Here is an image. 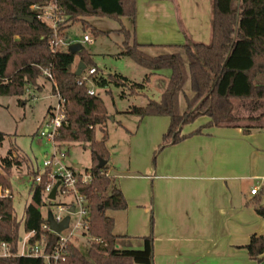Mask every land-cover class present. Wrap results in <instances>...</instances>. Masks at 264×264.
I'll return each instance as SVG.
<instances>
[{"label": "trees", "instance_id": "obj_1", "mask_svg": "<svg viewBox=\"0 0 264 264\" xmlns=\"http://www.w3.org/2000/svg\"><path fill=\"white\" fill-rule=\"evenodd\" d=\"M54 1L64 18L59 31L68 43L72 41L68 40L65 30L73 22L84 21L88 17L128 18L132 22L131 28L123 25L120 29L124 40L119 44L120 51L116 55L130 57L148 72L142 82H134L119 73L93 76L96 86H129L128 94L135 95L148 88L153 74L170 70L159 100L149 99L144 106H133L126 111L140 119L149 115L170 118L169 127L154 153L155 165L159 151L201 133L205 128L256 119L253 116L237 117L233 110L235 100L264 101V0H212L211 40L206 43L187 37L184 44L177 46L184 50L188 64L180 52L151 55L137 42V0H0V95L21 97L29 88L38 90V79L44 77V70H51L57 89L67 100V120L56 140L60 147L65 142L80 141L88 144L92 152L93 165L87 172L93 179L80 185L90 205L89 229L85 232V236H90L89 246L84 253L74 241L69 242L66 257L58 264H155L153 233L143 238L141 249L116 247L119 236L114 233V219L106 211L126 209L127 202L114 178L107 175L109 165L97 167V156L109 160L105 129L109 114L99 93L90 95L86 84H78L80 76L76 75L77 68L74 69L77 55L86 63L87 69L94 66L87 50L83 48L76 54L68 49L57 53L51 51L53 29L38 18V11L32 6H47ZM22 17H34V21H25ZM89 27L95 35L104 33L90 24L83 26ZM187 81H190L192 94H185L186 109L181 112L180 95ZM52 92H56L54 86ZM121 96H127V93L122 92ZM23 101L20 100L21 103ZM200 116H207L209 121L184 134L183 128ZM98 127L103 131L101 139L96 136ZM250 130V126H244V131ZM5 136L0 130V143ZM20 164L12 151L0 158V186L11 189V170ZM38 173L39 170L33 171L32 175ZM46 184L45 177L41 183L33 184L32 203L26 206L23 230L26 234L37 232L30 239L32 243L45 237V252H52L59 245L60 237L41 228L47 218L40 207L56 204L51 200L45 202L43 191ZM256 211L264 218V206H258ZM14 212L13 199L0 197V241L7 242L11 251L18 253L21 223L16 220ZM95 237L102 242L93 240ZM245 248L252 260L264 264V234H253ZM0 264L46 263L37 257L10 256L0 257Z\"/></svg>", "mask_w": 264, "mask_h": 264}, {"label": "crops", "instance_id": "obj_2", "mask_svg": "<svg viewBox=\"0 0 264 264\" xmlns=\"http://www.w3.org/2000/svg\"><path fill=\"white\" fill-rule=\"evenodd\" d=\"M211 17L212 0H137L135 37L144 50L173 49L186 42L183 23L191 40L208 43ZM100 75L98 68L94 76ZM161 75L156 72L151 81ZM169 75H163L166 84ZM104 89L111 92L110 86ZM246 111L234 108L233 114L256 119L205 128L159 151L155 165L151 157L170 118L149 115L130 128L121 124L126 135L120 154L126 159L119 161L115 154L107 162L127 202L126 209L109 215L119 236L117 248L141 249L143 238L153 233L155 264H260L245 246L253 234H264V218L256 211L264 206V108ZM208 121L185 126L183 133ZM255 186L259 191L252 194Z\"/></svg>", "mask_w": 264, "mask_h": 264}, {"label": "rangeland", "instance_id": "obj_3", "mask_svg": "<svg viewBox=\"0 0 264 264\" xmlns=\"http://www.w3.org/2000/svg\"><path fill=\"white\" fill-rule=\"evenodd\" d=\"M85 21V22H84ZM73 22L67 29L69 38L81 42L84 35H89L90 42H83L84 48L90 54L91 61L97 65L100 74L109 75L119 73L134 82H142L145 72L148 70L136 64L130 57H117L120 51L119 44L124 40V35L120 32L124 25L126 28L132 27V22L128 18L121 20L109 16H92L86 20ZM85 24H90L104 31V33L93 34L91 28H83ZM180 29L187 39H191L184 28L183 23H180ZM65 33V32H64ZM67 35V34H66ZM67 36V38H68ZM69 40V39H68ZM158 49V48H157ZM146 50V49H145ZM147 53H171L180 52L186 64L188 58L181 47H162L158 50ZM80 61L79 55L76 57ZM91 63L88 62V65ZM162 75L153 79L145 91L139 94L131 95L130 87H116L110 86L111 92H106L104 88L95 86L97 92L103 98L109 118L105 123L107 131V148L109 150V157L112 159L116 154L117 160L124 161L120 152L124 151V126H134L139 117L133 114L126 113V111L133 106H144L149 99L159 100L162 91L165 89L166 82L164 80L165 74L169 75L170 70H162ZM39 89L29 88V90L21 97L14 95H0V130L6 134L5 139L0 143V158L6 157L9 151L19 158L21 164L14 166L11 170L10 182L13 193L14 215L16 220L21 223L20 236L23 239L26 236L23 230V220L25 217L26 206L32 203V188L33 182L30 177L33 176V171H41L43 169V162L46 157L53 153L54 142L48 138L40 135V132L45 127V121L48 117V108L57 104V98L53 95L51 82L44 77L38 79ZM122 92H126L127 96H121ZM185 94L191 95L190 81H187L184 87V92L180 95V111L186 109ZM20 100H25L22 103ZM261 105L264 108V101H245L235 100L234 108L241 112L248 113L246 109ZM206 116H200L192 124H188L185 130L198 126L200 121H206ZM196 123V124H195ZM132 124V125H130ZM130 128V127H128ZM97 139H101L103 131L98 127L96 129ZM61 155L63 163L69 167L80 165L79 171L84 172L90 170L93 165V158L91 148L88 144L80 141L65 142L61 147ZM124 154V152H122ZM157 157V156H156ZM154 154L151 157L153 163ZM74 201L72 194L61 195L59 193L56 200L57 203H70ZM45 202H47L45 200ZM40 210L44 216H47L50 210H53L49 205L43 204ZM112 210H107L106 214L111 215ZM75 216L72 215L74 221ZM79 235L73 241H79L78 246L85 253L89 246L90 236Z\"/></svg>", "mask_w": 264, "mask_h": 264}, {"label": "built area", "instance_id": "obj_4", "mask_svg": "<svg viewBox=\"0 0 264 264\" xmlns=\"http://www.w3.org/2000/svg\"><path fill=\"white\" fill-rule=\"evenodd\" d=\"M32 9L38 11V18L41 21L46 22L53 29V37L51 39V51L57 53L61 50L67 49L70 43L66 42L59 31V25L64 19L62 13L58 7V4L54 1L47 6L33 5ZM91 38L89 35H84V42H90ZM97 73L96 67L86 68L80 75L78 80L79 85H87V92L90 95H95L97 92L93 85V76ZM44 75L51 82L52 86L55 87L56 92L53 95L57 98V104L52 106L48 112L47 120L45 121V127L40 132L43 137H48L54 142L53 153L51 156L46 157L43 162V169L39 171L37 175L30 177L33 184H39L43 181L44 177L47 179V184L44 188V197L46 201L51 200L49 194L57 182H60L57 192L56 201L59 193L61 195L72 194L74 201L70 203H57L50 206L53 210V218L56 222H61L67 215H70V221L68 227L63 230L60 234L55 233L51 230L50 224L47 222L41 225V228L46 231L57 234L60 237L59 245L55 247L52 252H45L46 242L45 237H42L41 241L30 242V239L36 235V231H31L21 239L20 251L13 253L10 245L5 241H0V257L10 256H30L42 258L46 264H58L61 260L66 257L68 243L73 241L82 231V235L89 229L90 219V205L88 198L84 195L80 188V185L90 183L93 179L90 172H81L77 167H69L63 163L61 155V147L57 142V137L60 134V129L63 123L67 120L66 103L67 100L61 95L57 89L54 76L51 70H44ZM107 175H110L108 172ZM111 176V175H110ZM259 186H255L252 190V194H257ZM0 197H13L12 190L10 188H4L0 186ZM74 207V212H70V209ZM72 215L75 216L74 221ZM93 240L102 242V239L95 237Z\"/></svg>", "mask_w": 264, "mask_h": 264}, {"label": "water", "instance_id": "obj_5", "mask_svg": "<svg viewBox=\"0 0 264 264\" xmlns=\"http://www.w3.org/2000/svg\"><path fill=\"white\" fill-rule=\"evenodd\" d=\"M23 20L25 21H29V22H33L34 21V17H22ZM84 48V45L82 42H73L70 43L68 45V51H70L73 54L78 53L80 50H82ZM86 69V63H84L83 61H80L78 66H77V70H76V75L80 76L82 74V72ZM98 158V168H103L106 164H107V160L103 159L100 156H97ZM77 168H80V165H76ZM60 182H57L55 184V186L53 187L51 193L49 194V198L51 200H55L56 199V192H57V188L59 186ZM70 212H74V207H72L70 209ZM69 221H70V215H67L61 222H56L53 218L52 212L48 213V222L50 224V228L52 231H54L57 234H60L63 230H65L68 225H69Z\"/></svg>", "mask_w": 264, "mask_h": 264}]
</instances>
